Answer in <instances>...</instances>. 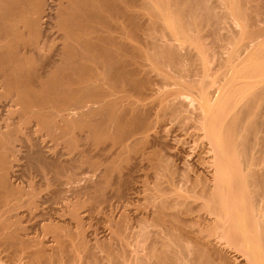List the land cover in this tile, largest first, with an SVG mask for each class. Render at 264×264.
Instances as JSON below:
<instances>
[{
  "label": "bare ground",
  "instance_id": "6f19581e",
  "mask_svg": "<svg viewBox=\"0 0 264 264\" xmlns=\"http://www.w3.org/2000/svg\"><path fill=\"white\" fill-rule=\"evenodd\" d=\"M152 1L162 12H147ZM209 1L0 0L5 264H79V248L93 257L79 225L99 206L131 202L135 170L147 168L156 180L147 207L130 209L132 220L117 204V218L104 220L109 264H264V42L246 61L264 39V1L223 0V13ZM230 16L245 20L242 33L228 28ZM206 35L217 53L232 52L213 72L208 57H224ZM189 38L203 52L181 41ZM174 120L192 122L201 143L197 169L177 178L189 182L186 194L170 201L158 182L177 171L168 162ZM79 169L96 181L87 173L79 185Z\"/></svg>",
  "mask_w": 264,
  "mask_h": 264
},
{
  "label": "rangeland",
  "instance_id": "374dc122",
  "mask_svg": "<svg viewBox=\"0 0 264 264\" xmlns=\"http://www.w3.org/2000/svg\"><path fill=\"white\" fill-rule=\"evenodd\" d=\"M221 2L223 1V0H220ZM258 1V0H257ZM262 1V0H261ZM264 1V0H263ZM263 1L260 3V4H263ZM210 3H213V5H216V7H215V10L216 11H220V13L222 12H224V11H226V10H228V12H229V10H231V9H229V8H227V6L229 7V4L226 6L225 4V1L224 2H222V3H224V4H222V3H220L219 2V0H211V1H209ZM258 2H260V1H258ZM152 3V5H150V8L147 10V12H149V13H151V14H154V12L155 13H158V12H162V8L160 7V5L158 4V3H154L153 1L151 2ZM229 3V2H228ZM255 3V2H254ZM257 3V2H256ZM220 4V5H219ZM257 4H259V3H257ZM257 4H255V6H257ZM219 6V7H218ZM262 6V5H261ZM264 6V5H263ZM152 7V8H151ZM154 8V9H153ZM152 9V10H151ZM223 9V10H222ZM150 10H151V12H150ZM152 11H153V13H152ZM148 13V16H150L151 14H149ZM226 13V12H225ZM246 13H248V11H246ZM233 16V15H232ZM232 16H230V17H228L227 18V20H226V22L228 21V28H229V26L231 27V28H233V29H235V31L237 30H240V32L242 33V30H245L244 28H245V26H244V24H245V20H241L240 18H238V17H235V18H233ZM232 18V19H231ZM231 21H230V20ZM164 21V24H163V28H165V31L166 32H168V31H170L171 30V24L170 23H168V22H166V20L164 19L163 20ZM232 21H233V23H232ZM235 22V23H234ZM242 22V23H241ZM242 24V25H241ZM241 25V26H240ZM240 26V27H239ZM231 28H229L230 30H233V29H231ZM242 28V29H241ZM205 29H209V28H206L205 27ZM204 29V30H205ZM224 31V30H223ZM223 31H221L222 33H224ZM205 32H208V31H206L205 30ZM205 34V33H204ZM207 34V33H206ZM221 34V33H220ZM240 34V33H239ZM223 34H221L220 36H222ZM207 37H208V35H206ZM179 37V35H176V38H178ZM207 37H205L206 39V41H207ZM209 39H208V41H207V43H210L211 44V47L209 48L210 50L209 51H211V52H213L212 54H214V51H215V55L214 56H216L217 54L219 55V57H220V55L221 56H225L224 55V53H223V51H219V53H217L218 52V48H217V52H216V48L215 47H212V46H216L215 44H213L212 43V41L214 40V38H213V40L211 39L212 37L210 36V37H208ZM264 38V37H263ZM184 44H187V45H190L191 47H192V50L191 51H194L193 53H196V52H203L202 50L200 51V47H198L197 46V44H195V42L192 40V42H191V39L189 38V39H187V40H181ZM210 41V42H209ZM241 42H243V41H240V42H238L239 44H237V46H235V47H233V49L232 50H234V48L236 49L237 47H238V45L240 46L241 45ZM262 42H264V39H262V37L260 38V42L258 41V42H256V46L254 45L253 47H252V49L250 48V50H248L247 51V53H246V56H248V57H246V61H251L252 62V60H253V58L256 56V58H257V56L259 55V54H257L256 52H257V50L261 47V45H262ZM260 46H259V45ZM231 46H233V45H231ZM198 47V48H197ZM217 47V46H216ZM211 48H215V50L214 49H211ZM232 48V47H231ZM194 49V50H193ZM229 49H230V45H229ZM195 50H196V52H195ZM214 50V51H213ZM231 50V49H230ZM230 50H226V52H229L230 54L232 53V52H230ZM260 50V49H259ZM211 52H209L210 54H211ZM220 52H222L221 54H220ZM225 52V51H224ZM260 52V51H259ZM217 53V54H216ZM229 53H228V55H226V57L227 56H230L229 55ZM249 53V54H248ZM211 54V55H212ZM211 55H210V58H211ZM213 55H212V57H214ZM254 56V57H253ZM255 58V59H256ZM224 60L225 59V57L224 58H222V57H220V58H218V56H216V57H214L213 59L211 58V59H209V57H208V62L210 63L207 67H209V71L210 72H213V70H215L216 68L218 69L219 68V64H217L218 63V61H220V60ZM209 60H211V62L209 61ZM221 60V61H222ZM217 61V62H216ZM216 65H215V64ZM213 66V67H212ZM215 68V69H214ZM223 68H225V67H223ZM216 69V70H217ZM220 69V68H219ZM222 69V68H221ZM223 70V69H222ZM221 71V70H220ZM155 73H153L152 72V74H150V76L152 75V77H155V78H159V76L157 77V75L155 74ZM154 75V76H153ZM214 77V76H213ZM213 77H211V80H213L212 78ZM215 84V83H214ZM211 85H213V83L211 84ZM210 85V86H211ZM209 86V87H210ZM212 87L213 86H211V88L210 89H212ZM172 88H176V86H174V85H171V87L169 86V87H166V89H172ZM214 88V87H213ZM165 89V90H166ZM193 103L196 105V103L198 104L199 102L198 101H196L195 102V100L193 101ZM178 120H174V121H171L172 123L170 124H168L167 125V131H168V133H169V139H171L170 141H171V146L173 147L172 149H169V152H170V150H172L173 152L171 153H169L170 155H171V159L169 158V156L168 157H166L167 155H168V153H167V155L165 154V152H167L165 149H164V151H163V149H161L162 150V154L164 153L166 156V158L168 159V160H170V161H168L169 163L172 161V163H173V165H172V163L170 164V165H172L171 167L172 168H176V170L178 171H175L174 172V174L175 175H177V176H175V175H173V177L171 178V176H168V177H161L160 178V182H158L159 184V189H160V187H161V191H166L165 193L167 194V195H164L165 197L167 196H170L171 194V196L170 197H168L167 199H169L170 201L172 200V199H174V198H176V196H177V194H176V192L178 191V195L180 194H186V192H184L185 191V189L186 188H183V187H185V184H188L189 182H187L186 183V181H184V182H179L178 180H180L181 179V177H182V179L184 178L183 176H182V171H188L187 173H189V170L188 169H190V171L192 170L193 171V167L195 166V169H197V167H196V165H194L192 162H194L195 161V159H196V157H197V155H198V153H199V151H197V149L198 150H200L199 149V144L201 143V140L200 139H196V136H198V135H195L194 133H198V131L197 130H194L193 129V127L192 128H190V126H192L191 125V123H190V121L189 122H187L188 124H190L189 125V127H188V125H187V123L184 125V126H182L180 123H179V121L177 122ZM175 124V125H174ZM173 125H174V127H173ZM178 125V126H177ZM176 126V127H175ZM180 126V127H179ZM173 127V128H172ZM184 127V128H183ZM188 130H187V129ZM174 129V130H173ZM176 130V131H175ZM195 131H197V132H195ZM193 132V133H192ZM200 133V132H199ZM186 134V135H185ZM195 135V137H194V135ZM193 135V136H192ZM188 136V137H187ZM180 138V139H179ZM193 138V139H192ZM198 138V137H197ZM196 139V140H195ZM194 141H196V142H194ZM198 141H200V142H198ZM181 142V143H180ZM175 143V144H174ZM49 144H51V142H49ZM52 145V144H51ZM185 145H186V147H185ZM184 146V147H183ZM188 146V147H187ZM193 146V147H192ZM190 148V149H189ZM175 149V150H174ZM182 150V151H181ZM181 151V152H180ZM186 151V152H185ZM177 152H178V154H179V156H181V157H178V154H177ZM196 154H195V153ZM175 153H176V155H177V157H175L176 155H175ZM182 154V155H181ZM194 155V156H193ZM173 157H175V158H173ZM183 157V158H182ZM185 157V158H184ZM195 159H194V158ZM177 159V160H176ZM183 159H185V160H183ZM189 160H190V162H189ZM194 160V161H193ZM197 160V159H196ZM192 161V162H191ZM191 163V164H190ZM195 163V162H194ZM188 164V165H187ZM193 164V165H192ZM192 165V168L190 167V166ZM145 166V169H146V166L147 165H144ZM143 166V167H144ZM23 167V168H22ZM21 168V170H23L22 171V173H26L25 172V166H24V164H23V166H22ZM142 167V168H143ZM185 167V168H184ZM188 167H190V168H188ZM28 168V167H27ZM27 168H26V171H27ZM141 167L139 166L138 167V169H140ZM144 169V168H143ZM173 169V170H174ZM184 169V170H183ZM195 169H194V171H195ZM30 170V169H29ZM147 171L148 170H151L150 168L148 169H146ZM81 170L79 169V172H80ZM137 171V173H136V175L138 176V177H136V175L134 174V176H135V180H139L138 181V183H135V185H138V187H139V189H140V191H139V189H138V193H135L134 194V196H132V198L131 199H133L134 197V199L129 203V202H126V204H128V206L129 207H126V204H124V203H122V204H124V205H122V204H119V203H117V204H119V206H120V208H118V210L120 209L121 211H123V210H125L126 212L128 211H131V213L133 212V211H135L137 208H138V212H139V210H141L142 209V207L144 208V205L146 204V201H145V197H146V195L149 193V190L151 189V187L153 188L154 186H156V180L154 179V175H153V173H152V171H150L149 172V175H146V173H148L147 171H145V170H142L141 169V171L139 170V172L140 173H138V170L136 169L135 170V172ZM143 171V172H142ZM186 171L185 172H183V174L185 175V174H187L186 173ZM192 171L190 172V174L192 175ZM134 172V173H135ZM146 172V173H145ZM177 172V173H176ZM28 173V172H27ZM26 173V174H27ZM88 172H86V174H81V172L79 173L80 175L79 176H81L80 178H81V180H79V185H83L84 183H86V180H85V182H84V180H83V178L86 176V175H88V174H90V175H88L89 176V179H90V181H92V177L94 176V175H92V173H88ZM30 174V172L28 173V175ZM146 175V176H145ZM153 175V176H152ZM180 178V179H178L177 180V178ZM79 178V179H80ZM152 178V179H151ZM175 178V179H174ZM93 179L96 181V178L95 177H93ZM163 179V180H162ZM166 179H167V181H166ZM171 179L172 181H173V183H171L172 181L169 180ZM93 180V181H94ZM145 180V181H144ZM161 180H162V182H161ZM81 181V182H80ZM155 181V182H154ZM169 181V182H168ZM175 181H177V182H175ZM83 182V183H82ZM147 182V183H146ZM153 182V183H152ZM82 183V184H81ZM155 183V184H154ZM174 183L176 184V183H178V184H176V185H180L179 183H181L182 185H180V187L179 186H177V187H179V188H177L176 187V185H174ZM171 184V185H170ZM173 184V185H172ZM154 185V186H153ZM189 185V184H188ZM146 186V187H145ZM148 186H150V187H148ZM177 189H176V188ZM183 188V190H182V188ZM188 187V186H187ZM148 188H150L149 190H148ZM168 189V190H167ZM145 193H144V192ZM176 191V192H175ZM183 191V192H182ZM147 192V193H146ZM144 193V194H143ZM79 194H81V196L79 195V199H80V201H84L85 202V204L87 203H89V202H91V201H89V202H87L86 201V199L88 198V197H86V195L85 194H83V192H80ZM142 195H145V196H142ZM173 195H174V197H173ZM85 196V197H84ZM83 199H82V198ZM137 197V198H136ZM140 197V198H139ZM173 197V198H172ZM131 199H129V200H131ZM137 199V200H136ZM142 200H143V202H144V204H143V206H142ZM137 202V203H136ZM135 203V204H134ZM85 204H82L83 206H84V208L86 207L85 206ZM91 204V203H90ZM117 204H115V207H114V204H113V208H117V207H119V206H117ZM131 206H130V205ZM148 204V203H147ZM147 204H146V206L145 207H147ZM89 205V204H88ZM123 206V208H122V206ZM136 205H137V207H136ZM117 206V207H116ZM124 206H125V208H124ZM80 207L81 208H83L81 205H80ZM80 207H79V209H80ZM140 207V208H139ZM83 208V209H84ZM87 208V207H86ZM113 208H112V210H109V212H108V210L106 211L105 209H103L102 208V206H101V208H100V206H99V208L97 207L94 211H92V214H90V212H89V214L87 215L88 216V219L87 218H85L84 220H83V224L81 223L79 226H80V229L82 228V226H83V228L81 229L82 230V232L80 233L79 231V235H81L82 236V234L83 233H85L84 235L85 236H80L81 238H84V242L85 243H89L88 245L89 246H91V248H92V252H93V257H88V255H86L87 254V252L85 251V252H83V250H81V248H79V251H78V255H79V264H109V261H107V259L108 260H110L109 259V257L106 259L105 258V256H107V255H109V254H107V255H105V252L107 251V249L105 250V248H103L102 249V247H100L99 246V244H100V242L102 243V239H104L105 241L107 240L106 239V237L104 236V235H107V223H108V225H109V223L110 222H107L105 219H110V217H112V218H117V216H118V213H120L119 211H115V209L113 210ZM126 208H128V209H126ZM135 208V209H134ZM100 209V210H99ZM130 209H132V210H130ZM85 210V209H84ZM84 210H79V212L80 211H84ZM101 210L103 211V210H105V211H103V212H101ZM117 210V209H116ZM151 210V209H150ZM95 211H97V212H99V213H96L95 215L93 214V213H95ZM116 212V213H115ZM136 212V211H135ZM104 213V214H103ZM98 214V215H97ZM107 214H108V216H107ZM115 215V217H113L114 215ZM116 214H117V216H116ZM133 214V213H132ZM90 215V216H89ZM105 215V216H104ZM113 215V216H112ZM129 215H130V212H129ZM135 215H137L136 213H134V217H135ZM92 216V217H91ZM110 216V217H109ZM105 217V218H104ZM130 217L132 218V216L130 215ZM96 218V219H95ZM102 218V219H101ZM104 218V219H103ZM111 218V219H112ZM102 221H101V220ZM99 220V221H98ZM107 222H105V221ZM132 220H133V218H132ZM110 221V220H109ZM133 222H135V220L133 221ZM88 223V224H87ZM100 224V225H99ZM133 224H135V223H133ZM82 225V226H81ZM85 225H86V227H85ZM92 226V227H91ZM106 227V228H105ZM90 228V229H89ZM75 229V228H74ZM79 229V228H78ZM106 230V232H105V230ZM80 230V231H81ZM85 230V231H84ZM101 230V231H100ZM99 231V232H98ZM91 233V234H90ZM104 234V235H103ZM94 235H95V237H94ZM87 236V237H86ZM89 236V237H88ZM104 237V238H102V237ZM79 237V238H80ZM102 239H101V238ZM98 238V240H97V242L98 243H95V241H96V239ZM129 238V237H128ZM127 238V239H128ZM131 239H133L134 240V238H132L131 237ZM130 239V240H131ZM133 240H131V242H132V246L130 245L131 243L130 242H128V246H130L131 248H133V244H135V240L133 241ZM79 241H80V239H79ZM87 241V242H86ZM128 241H129V239H128ZM94 242V243H93ZM104 242V241H103ZM134 242V243H133ZM105 243V242H104ZM116 244L118 243V242H115ZM130 243V244H129ZM103 244V243H102ZM116 244H114V245H116ZM98 245V246H97ZM101 245V244H100ZM104 245V244H103ZM120 245V244H119ZM102 246V245H101ZM135 246L136 247H138L136 244H135ZM80 247V246H79ZM96 247V248H95ZM100 247V248H99ZM104 247V246H103ZM136 247H134L133 249H135ZM117 248L119 249L120 247H118V245H117ZM122 248V247H121ZM131 248H129V249H131ZM139 250H133L134 252H136L137 253V251H139V254H140V251H141V253H142V249H141V247H139L138 248ZM141 249V250H140ZM100 250V251H99ZM132 250V249H131ZM120 251H121V249H120ZM108 252V251H107ZM97 253V254H96ZM96 254V255H95ZM121 254V253H120ZM124 254V253H123ZM133 255H134V253H132ZM138 254V253H137ZM125 255V257H127L128 256V258L130 257L129 255H128V253L127 254H124ZM124 255H122V256H124ZM87 256V257H86ZM97 258H95V257ZM84 257V258H83ZM0 258H2V256L0 255ZM90 258L92 259V258H94V259H92V261L90 260ZM100 258V259H99ZM103 258H105V259H103ZM120 258H122L121 256H120ZM5 258H2V261H1V259H0V263L1 264H5V263H7L6 262V259H5V263H4V260ZM102 259V260H101ZM89 260V261H88ZM96 261V262H95ZM108 262V263H107ZM110 263H111V261H110Z\"/></svg>",
  "mask_w": 264,
  "mask_h": 264
}]
</instances>
